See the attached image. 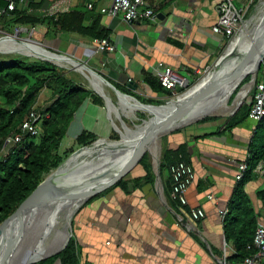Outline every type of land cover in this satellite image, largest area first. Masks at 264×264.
I'll return each instance as SVG.
<instances>
[{
	"label": "crops",
	"instance_id": "obj_1",
	"mask_svg": "<svg viewBox=\"0 0 264 264\" xmlns=\"http://www.w3.org/2000/svg\"><path fill=\"white\" fill-rule=\"evenodd\" d=\"M7 1L0 0L3 8ZM56 1L20 0L16 4L27 14L41 17V11ZM106 1L73 0L71 10L84 13L85 25L89 26L92 17L86 6H95V13L101 16L100 26L108 31L115 48L113 53L97 52L89 37L59 32L45 25L14 26L11 30L0 26L4 36L0 37V48L27 45L7 37L18 30L19 35H30L34 28L30 40L51 57L45 59L22 51L0 55L26 53L65 71L68 77L87 76L83 84H76L89 91L96 101L88 100L70 124L69 128L77 123L73 141L81 131H86L95 135L98 142L117 143L110 140L112 132L120 141L125 128L138 129L154 118L153 110L172 100L144 83V76H152L151 69L156 64L162 63L193 80L196 71L220 72L226 60L236 54L224 56L229 41L212 33L221 0H146L158 17L157 22L138 21L133 25L123 22L120 16L101 15L99 9L106 7ZM31 3L45 6L32 9ZM251 3L233 0L248 19L252 13L245 14ZM95 80L101 93L96 90ZM129 84L134 88L129 89ZM248 97L245 102L250 103ZM213 118L216 119L194 120L163 136L139 157L120 185L72 209L68 237L72 234L76 240L79 264H224L232 258L234 250L225 241L221 213H227L237 185V167L248 156L256 123L248 118L226 130L229 118ZM179 160L195 172L185 207L170 199L168 169ZM260 190H264V176L256 175L246 184L245 192L257 223L264 225V211L256 196ZM193 209L204 213L199 223L190 217Z\"/></svg>",
	"mask_w": 264,
	"mask_h": 264
},
{
	"label": "trees",
	"instance_id": "obj_2",
	"mask_svg": "<svg viewBox=\"0 0 264 264\" xmlns=\"http://www.w3.org/2000/svg\"><path fill=\"white\" fill-rule=\"evenodd\" d=\"M14 1L18 3L20 0ZM257 2L258 0H253L249 6L248 16L253 12V5ZM44 6V4H30L32 9H40ZM0 8H3V5L0 4ZM88 12L92 20L90 25L86 26L84 13L76 9L56 17L43 18L16 8L15 11L0 17V26L11 30L14 26L45 25L59 32L78 34L92 40L108 38V31L100 26L101 16L95 13V6ZM144 77V83L153 92L162 93L167 98L171 97L170 92L162 88L155 77L151 75ZM249 83V75L241 77L214 104L215 111L229 112L246 91ZM258 83L264 85V61L257 73L256 84ZM88 100L96 101L89 91L72 81L65 71L49 62L18 59L0 62V225L74 153L99 143L95 135L81 131L75 137L71 148L66 150L61 148V142L70 124ZM250 110L251 104L244 102L236 113L227 119L225 129L230 130L242 124L248 119ZM31 111L49 116L48 119H42L38 137L24 134L21 142L4 156L5 140L19 132L20 125L26 121ZM215 119L203 117L195 121L205 122ZM255 123L256 128L248 147V156L244 161L248 169L241 181L237 182L223 220L225 241L231 244L234 250V255L226 260L225 264H241L245 258L254 253L252 245L258 219L245 192V186L256 176L253 171L257 165L260 163L264 165V119ZM119 139L116 132H112L110 140L116 142ZM92 151L86 155L102 150ZM121 182L122 180L113 187L120 185ZM256 196L264 211V190L258 191ZM70 224L71 221L67 226ZM66 238L65 235L56 251L62 243H65ZM79 262L76 240L70 234V238L59 253L34 264H79Z\"/></svg>",
	"mask_w": 264,
	"mask_h": 264
},
{
	"label": "built area",
	"instance_id": "obj_3",
	"mask_svg": "<svg viewBox=\"0 0 264 264\" xmlns=\"http://www.w3.org/2000/svg\"><path fill=\"white\" fill-rule=\"evenodd\" d=\"M72 2L73 0H57L49 8L41 11V17L50 18L67 13L72 8ZM16 8L19 7H17L14 0L7 1L6 7L0 8V17L15 11ZM86 8L88 11H92L94 6L89 3ZM99 13L110 18L120 16L125 23L138 21L157 22L155 13L148 8L146 0H109V6L100 8ZM216 13L217 21L212 27V33L228 40L230 45L243 31L241 24L244 19V13L234 6L233 0H221L216 7ZM34 32V28L30 29V37ZM15 34L19 35V30ZM92 43L96 51L100 53H113L115 50L109 38L94 39ZM27 44L36 45L30 38L27 40ZM151 70L152 76L158 80L162 88L170 92L172 99H178L189 92L210 72L196 71L194 73L196 79L191 80L189 76L180 75L162 63L156 64ZM248 96L251 104L248 118L254 122H259L264 119V85L255 83ZM48 118V115H41L36 111H31L26 121L20 125L19 132L5 140V152L3 155L5 156L13 147L18 145L24 134L38 137L42 119ZM247 169L248 166L245 162L238 165L235 176L236 182L241 181ZM168 171L170 176V199L177 203L178 206L185 207L187 205L186 194L195 180V172L190 165L181 160L170 165ZM253 172L257 176H264V165L258 164ZM208 199L211 200V197H208ZM225 215L226 212L221 213L222 218ZM190 217L194 223H199L204 218V213L200 209H193L190 211ZM252 248L254 250L253 255L245 258L241 264H264V225L261 223H257Z\"/></svg>",
	"mask_w": 264,
	"mask_h": 264
},
{
	"label": "bare ground",
	"instance_id": "obj_4",
	"mask_svg": "<svg viewBox=\"0 0 264 264\" xmlns=\"http://www.w3.org/2000/svg\"><path fill=\"white\" fill-rule=\"evenodd\" d=\"M246 25L247 27L245 28L244 31H242L241 36L237 41V43L235 44L231 54L246 53L250 44H252L257 40L256 36L258 34V31L261 29V27L263 28L264 26V10L260 11L256 16L252 17V19ZM261 38H263V34ZM257 43L258 42H256V44ZM259 47L260 45L257 47V49H259ZM21 51L27 52L28 54H32V55L40 54L41 56H44L45 58L48 59H50L51 57L47 53L41 51L34 44L20 45L10 48H0L1 53L3 52L16 53ZM256 60L257 58L255 56L251 62V68L255 64ZM226 63L227 62L224 63V67H223L224 69L222 68L221 71L228 69L225 68ZM210 75L212 74L210 73ZM210 75L208 77L206 76L207 78H204L205 80L203 79L197 86L192 88L183 97H180L175 101L180 102L181 100L183 101L188 100L194 95L197 96V94H199L198 92L203 93L204 96L206 95L205 99L212 98L222 87L223 83L220 82L219 84L211 87V89L206 92L205 90H203V88L205 84L209 81ZM94 82H95L94 84L96 86V90L99 93H101V87L99 86L98 82L96 80ZM164 110H165L164 107L153 110L155 116L154 118L150 119V121L155 120L159 115L163 113ZM216 113H221V112L215 111L213 114L216 115ZM226 113H221V114L224 115ZM145 125L146 124L144 123L141 127L135 130L125 128L124 133L121 134V140H120L122 143L121 151H117V149L114 148L115 145L117 146L116 143L109 144L108 142L105 141H101L98 143V145L82 150L80 154L77 157H75L74 160L71 162V165H68V168L65 171H62L61 173L57 174L54 177V180L50 186H47L46 188L42 189V196H45V194H47L49 191H52L54 189H57L58 191H65L72 187L86 183L87 181L105 173L110 169H116V167H118L119 161L130 155L135 150L136 148L135 140L139 138ZM92 150H102V151H98L86 155L89 152H93ZM91 157L92 159H90ZM34 203L36 204L37 202L33 201L31 204ZM67 205H69V208L72 207L71 204H69L67 201L64 200L52 201L49 203L48 208L46 209L44 208L41 214H38L39 212L33 209L30 212L27 211V213L24 216H22L19 220L13 223L11 225L14 231L13 238L19 233L21 229H23V233L22 236H20L19 241H17L16 245L13 243L14 239H12L11 242L12 251L10 252L11 253L10 257L4 260L2 258V253L0 251V264H29L31 262L37 261L41 258H45L47 256L54 254V252L59 247L66 233L62 231V229L60 228L61 226H58L59 224L57 222H53V217L59 211L65 209ZM33 211H35V214L37 213L39 216L33 215L31 213ZM5 236H6L5 232L2 235H0V246L3 243ZM55 243H57L56 247H54ZM62 245L57 251H59L62 248Z\"/></svg>",
	"mask_w": 264,
	"mask_h": 264
},
{
	"label": "water",
	"instance_id": "obj_5",
	"mask_svg": "<svg viewBox=\"0 0 264 264\" xmlns=\"http://www.w3.org/2000/svg\"><path fill=\"white\" fill-rule=\"evenodd\" d=\"M134 23L130 22L128 24L133 25ZM262 34L263 38H261ZM256 39L255 42L250 44L246 53L244 55H241V59L236 66L225 69L218 73H212V75H210L211 72L207 73L208 75L206 76L208 77L210 75V79L203 88V90H205L206 92L209 91L211 87L219 84L220 82L223 83L222 87L212 98L205 99L206 95L204 96L203 93L198 92L199 94H197V96L194 95L188 100H181L180 102H178L175 101L176 99H172L167 101L164 104L165 110L161 115H159L155 120L145 122L146 125L144 126L142 133L140 134L139 138L135 140V150L130 155L119 161L118 167H116V169H110L105 173L87 181L86 183L72 187L65 191H58L57 195L51 196L49 198H44V196H42V189L51 185V183L53 182L52 178H54L52 177V180L49 179L45 181L12 216H10L0 225V235H2L4 232L7 234L6 229L9 226H11L22 216H24L27 211L30 212L35 209L39 204L64 200L68 203L70 202L72 207H76L80 202L112 188L114 185H116V183L126 177L128 172L145 151L150 150L155 145L156 141H158L160 138L167 135L171 131L203 117H217L225 119L231 118L248 97L250 91L256 83L258 70L260 69L264 61V26L263 28L261 27V29L258 31ZM256 42L258 43L256 44ZM259 45L260 47L259 49H257ZM255 55L257 60L251 68V62ZM222 59L223 58H221V60ZM77 64L80 67H84L80 63ZM245 75L250 76V83L246 91L240 96L230 112L224 115H222L221 113H216V115L205 114V111H207V109H211L213 112H215L214 104L222 96H224L241 77ZM206 76L204 78H206ZM128 88L133 89L134 87L129 84ZM116 144L117 146L115 145L114 148H116L117 151H121V141L117 142ZM33 201H36L37 203L31 204ZM68 239L69 237L65 240L62 248L57 251V253H59L63 249ZM55 254H52L50 256H53ZM45 259L46 258H41L29 264H34Z\"/></svg>",
	"mask_w": 264,
	"mask_h": 264
},
{
	"label": "rangeland",
	"instance_id": "obj_6",
	"mask_svg": "<svg viewBox=\"0 0 264 264\" xmlns=\"http://www.w3.org/2000/svg\"><path fill=\"white\" fill-rule=\"evenodd\" d=\"M262 1V2H261ZM264 0H259V2L257 3V4H255V5H253V12H252V16L248 19L247 17L245 18L244 17V19H243V22H242V24H241V29L244 31L245 30V28L247 27V23L252 19V17H254V16H256L260 11H262V10H264V2H263ZM251 2H253V0H250V3ZM252 4V3H251ZM250 4V5H251ZM105 6L107 7V6H109V1L107 0L106 2H105ZM249 12V11H248ZM248 12L245 14V16H248L247 14H248ZM3 33H6L7 34V31H3ZM16 32H13V34H11V37L10 38H8L7 37V39H9L10 41H13V42H16V43H27V40H28V38H29V34H22V33H20V35L19 36H17L16 34H15ZM241 36V35H240ZM240 36L239 37H237L230 45H229V47L227 48V50L224 52V56H229L231 53H232V50H233V48H234V46H235V44L237 43V41L239 40V38H240ZM0 37H4L3 35H1L0 34ZM35 39H37V38H35ZM19 46H20V44H19ZM14 53V52H13ZM245 54V53H244ZM244 54H238V53H236V54H234V55H232V56H230L227 60H226V62H227V65L225 66V68H231V67H233V66H236L238 63H239V61H240V59H241V55H244ZM33 55H36V57L37 56H41L40 54H33ZM46 56V55H45ZM256 56V55H255ZM254 56V57H255ZM3 58H8V59H3ZM21 60V61H26V60H32V61H40L41 59L40 58H38V59H40V60H37L36 58H32V57H30L29 55H26V53L24 54V53H22V54H16V55H0V62L1 61H7V60ZM254 59V58H253ZM252 59V60H253ZM234 64V65H233ZM71 69H74L73 67H71ZM72 74H74V73H72ZM212 74V73H211ZM71 80H73L75 83H78V84H83L85 81H86V79H88L87 78V76L85 75L84 76V78H82L81 76H75V74H74V77H72L71 75H70V77H69ZM76 80H74V79ZM207 78V77H206ZM205 80V79H204ZM154 112V111H153ZM205 114H209V115H213V111L211 110V109H207V111H205ZM80 115V114H79ZM222 119H224V118H222ZM76 126H77V123H74L73 125H71V127L69 128V130L67 131V134H66V136L64 137V139L62 140V142H61V148H62V150H66V149H69V148H71L73 145H74V141H73V137L75 136L74 134H76V132H77V128H76ZM131 130H135V129H131ZM117 142H119V140L117 141ZM109 144H112V143H109ZM96 145H98V144H96ZM93 146H95V145H93ZM92 146V147H93ZM91 148V147H90ZM81 152V151H80ZM80 152H78V153H74V155H72L65 163H64V165H62L61 166V168L57 171V172H55L53 175H51L50 176V178L49 179H51L52 177H55V175H57V174H59V173H61L62 171H65L67 168H68V165H71V162L74 160V158L75 157H77L79 154H80ZM90 159H92V157L90 158ZM49 179H47V180H49ZM53 180H54V178H52ZM51 179V180H52ZM44 183V182H43ZM42 183V184H43ZM56 192V193H55ZM58 194V190L57 189H54V190H52V191H49L47 194H45V196H44V198H49V197H51V196H54V195H57ZM69 204H70V202H69ZM48 205H49V203H42V204H39V205H37L36 206V208H35V211H37V212H39L38 214H41V212L44 210V208L46 209V208H48ZM74 207H70L69 208V205H67L66 206V208L65 209H62L61 211H59L57 214H55V216L53 217V222H57L59 225L58 226H61L60 228L62 229V231L63 232H65L66 233V237L68 238V229H67V224L69 223V221H71V218H72V209H73ZM35 211H33V212H31L33 215H35V216H39L37 213L35 214ZM6 232H7V234H6V236H5V239H4V241H3V243H2V245L0 246V251H1V253H2V258L4 259V260H6L8 257H10L11 255V251H12V249H11V242H12V239H14V241H13V243L16 245L17 244V241H19V238H20V236H22V233H23V229H21L20 231H19V233L13 238V228H12V226H10V227H8L7 229H6ZM11 236V237H10ZM66 238V239H67ZM9 239V240H8ZM41 239V238H40ZM59 241V240H58ZM57 241V242H58ZM15 247V246H14ZM2 259V260H3Z\"/></svg>",
	"mask_w": 264,
	"mask_h": 264
}]
</instances>
